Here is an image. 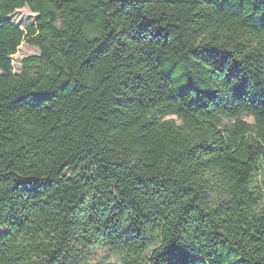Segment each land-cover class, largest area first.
<instances>
[{"label": "trees", "instance_id": "1", "mask_svg": "<svg viewBox=\"0 0 264 264\" xmlns=\"http://www.w3.org/2000/svg\"><path fill=\"white\" fill-rule=\"evenodd\" d=\"M261 174L264 0H0V264H264Z\"/></svg>", "mask_w": 264, "mask_h": 264}, {"label": "rangeland", "instance_id": "2", "mask_svg": "<svg viewBox=\"0 0 264 264\" xmlns=\"http://www.w3.org/2000/svg\"><path fill=\"white\" fill-rule=\"evenodd\" d=\"M36 14L31 12L27 7L17 9L14 13L9 16L10 21L23 29L30 23L35 21ZM39 53L37 47L28 45L25 40H23L17 47L16 53L11 56L13 72H19L21 67V60L29 55H36ZM166 118H173L177 123L180 121L174 116H167ZM245 121L252 123V117L248 115H243L242 117ZM254 186L264 188V175H259L254 178ZM7 231L6 227H0V233H5ZM92 262H99L101 264H120L117 255L104 250V249H94L91 256Z\"/></svg>", "mask_w": 264, "mask_h": 264}]
</instances>
